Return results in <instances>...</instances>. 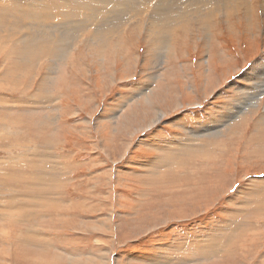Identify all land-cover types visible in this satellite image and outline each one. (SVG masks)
<instances>
[{
  "label": "rangeland",
  "instance_id": "1",
  "mask_svg": "<svg viewBox=\"0 0 264 264\" xmlns=\"http://www.w3.org/2000/svg\"><path fill=\"white\" fill-rule=\"evenodd\" d=\"M184 1L0 0V264H264V0Z\"/></svg>",
  "mask_w": 264,
  "mask_h": 264
},
{
  "label": "bare ground",
  "instance_id": "2",
  "mask_svg": "<svg viewBox=\"0 0 264 264\" xmlns=\"http://www.w3.org/2000/svg\"><path fill=\"white\" fill-rule=\"evenodd\" d=\"M177 1V0H176ZM188 1V0H187ZM192 2H200V3H204V2H206V1H208L209 3H211V4H215L213 1H216V2H219L220 3V1L221 0H191ZM103 2V1H102ZM123 2V1H122ZM140 2V1H139ZM171 2V1H170ZM185 3H186V0L184 1ZM120 3V2H119ZM142 4V3H141ZM154 4V3H153ZM156 4H158V3H156ZM154 6V5H153ZM158 6V5H157ZM190 6V5H189ZM155 7H156V5H155ZM171 7V6H170ZM131 8V7H130ZM91 10H93V9H91ZM120 10V9H119ZM163 10V9H162ZM93 11H95L96 12V9L95 10H93ZM98 11V10H97ZM93 13V12H92ZM96 13H99V12H96ZM112 14V13H111ZM110 14V15H111ZM117 14V13H116ZM145 14V13H144ZM93 15H94V13H93ZM92 15V16H93ZM97 15V14H96ZM159 15H164V13H160ZM87 16H88V14H87ZM202 16V15H201ZM96 17V16H95ZM99 17V16H98ZM107 17H109V15L107 16ZM101 18V17H100ZM149 19V18H148ZM74 20V19H73ZM107 20V19H106ZM109 20H110V17H109ZM78 21V20H77ZM104 21V20H103ZM161 21L162 22H160V23H158L157 22V26H156V20L154 21H152L151 23H150V27H149V32L151 33V35L154 37H159V39H165L167 36H168V34L166 33V31L164 30V29H166V28H168L167 27V24H168V22H165L164 20H162L161 19ZM175 23V22H174ZM246 24V23H245ZM160 25H164V26H160ZM53 26V25H52ZM78 27H79V25H77ZM222 26H224V25H222V24H218L217 25V35H218V37H222V35L224 34L223 32H225V29H226V27L224 26V27H222ZM257 26L258 25H255L252 29H255V28H257ZM47 27V26H46ZM99 27H103V26H100L99 25ZM98 27V28H99ZM156 27H157V31H156ZM233 28H234V31H229V32H233V33H235V34H238V31L235 29V26H234V24H233ZM168 29H170V28H168ZM222 29H224V31L222 30ZM226 31H227V29H226ZM154 33V35H153V33ZM155 33L157 34V35H155ZM239 35V34H238ZM238 35H235V36H238ZM168 38V37H167ZM43 40V39H42ZM18 41V40H17ZM26 42V41H25ZM24 46V45H23ZM20 47H21V45H20ZM34 49V48H33ZM218 133V132H217ZM216 133V134H217ZM216 134H215V132H214V136H216ZM171 151H172V149H171ZM196 193L198 192V191H195ZM199 192H200V190H199ZM197 194H199V193H197ZM214 244V243H213Z\"/></svg>",
  "mask_w": 264,
  "mask_h": 264
}]
</instances>
